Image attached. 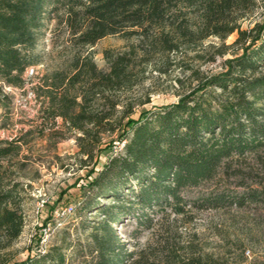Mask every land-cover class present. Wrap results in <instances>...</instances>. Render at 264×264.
<instances>
[{
  "label": "trees",
  "instance_id": "16d2710c",
  "mask_svg": "<svg viewBox=\"0 0 264 264\" xmlns=\"http://www.w3.org/2000/svg\"><path fill=\"white\" fill-rule=\"evenodd\" d=\"M263 2L0 0V105L10 100L5 88L22 89L26 70L39 64L34 50L41 29L55 20L72 53L67 64L42 75L35 87L42 100L41 125L54 128L60 119L55 134L74 138L89 159L103 135L118 132L122 142L121 151L87 184L80 213L94 211L105 219L92 227L83 246L73 249L82 264H214L208 255L184 257L168 243L148 253H126L112 226L130 216L149 228V212L155 209L182 217L190 210L251 205L264 211V22L249 30L240 26ZM234 33L238 53L225 60L221 72L194 73L189 93L131 118L134 106L144 103L121 98L137 84L136 66ZM109 36L136 43L124 51H104L107 69L102 71L80 51ZM38 128V136H45L44 127ZM30 134L0 141V264H5L2 251L24 226L17 178L26 166L19 161L28 144L23 138ZM219 180H232L242 191L225 186L185 197ZM65 257L55 248L14 264H65Z\"/></svg>",
  "mask_w": 264,
  "mask_h": 264
},
{
  "label": "rangeland",
  "instance_id": "374dc122",
  "mask_svg": "<svg viewBox=\"0 0 264 264\" xmlns=\"http://www.w3.org/2000/svg\"><path fill=\"white\" fill-rule=\"evenodd\" d=\"M263 22L264 2L241 20L240 26L242 30H249ZM236 37L234 33L224 41L208 38L196 47L181 48L165 58L156 57L143 66H136L137 84L121 98L144 103L134 106L131 118L172 104L189 93L196 84L194 73L209 76L221 72L225 60L238 53L237 46H233ZM134 43L133 39L109 36L80 53L89 55L95 66L105 71L104 51H124ZM70 50L64 29L55 20L46 22L34 50L40 65L31 67L33 74L24 73L22 89L5 88L10 100L0 105V141L14 140L32 130V134L23 138L28 144L22 146L19 161L26 166L17 178L22 183L19 212L24 226L19 238L2 251L5 264L19 263L55 248L65 254V264H82L72 256L73 249L83 246L92 227L105 219L94 211L80 213V207L87 184L109 157L121 151L122 142L117 141L119 133L103 135L89 159L81 154L74 138L61 139L55 134L60 131V119L54 128L49 123L41 125L42 100L37 97L35 87L42 75L69 62ZM39 126L44 127L43 137L36 132ZM225 186L242 191L232 180H219L189 191L185 197L193 198L203 191ZM100 202L110 203L109 200ZM69 208L73 209L71 213L67 212ZM149 215L152 219L149 228L130 216L113 224L126 253H148L168 243L184 257L208 255L214 264H264V211L260 207L190 210L183 217L162 214L155 209Z\"/></svg>",
  "mask_w": 264,
  "mask_h": 264
},
{
  "label": "built area",
  "instance_id": "2783aa9c",
  "mask_svg": "<svg viewBox=\"0 0 264 264\" xmlns=\"http://www.w3.org/2000/svg\"><path fill=\"white\" fill-rule=\"evenodd\" d=\"M33 71H34V69L30 67V68H28V69L26 70V73H27V74H33ZM72 211H73V209H72V208H69L67 212H68V213H71Z\"/></svg>",
  "mask_w": 264,
  "mask_h": 264
}]
</instances>
